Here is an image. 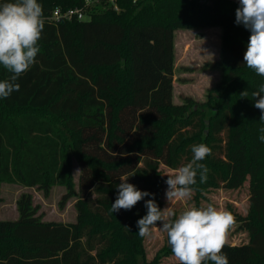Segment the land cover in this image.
Returning <instances> with one entry per match:
<instances>
[{
  "label": "trees",
  "instance_id": "16d2710c",
  "mask_svg": "<svg viewBox=\"0 0 264 264\" xmlns=\"http://www.w3.org/2000/svg\"><path fill=\"white\" fill-rule=\"evenodd\" d=\"M88 2L85 19L51 20L58 7ZM38 3L45 18L40 52L17 79L19 91L0 98V206L4 182L45 195L61 185L67 188L62 204L77 195V216L74 222L45 221L33 196L23 193L16 220L0 215V264H179L164 260L173 256L167 242L149 259L146 236L138 234L137 221L152 196L131 210L113 213L111 205L117 185L127 180L154 194L162 209L167 177L161 165L176 170L200 143L212 153L200 162L208 168L207 182L200 183L198 172L192 186L196 207L214 189L237 190L248 182V212L231 209L248 241L226 242L223 252L229 264H264V121L252 96L264 77L244 64L251 33L235 22L239 2ZM212 27L221 29L220 58L180 70L208 68L220 76L203 100L186 95L177 103L176 34ZM11 75L0 66V80Z\"/></svg>",
  "mask_w": 264,
  "mask_h": 264
},
{
  "label": "clouds",
  "instance_id": "9594fccd",
  "mask_svg": "<svg viewBox=\"0 0 264 264\" xmlns=\"http://www.w3.org/2000/svg\"><path fill=\"white\" fill-rule=\"evenodd\" d=\"M236 24L250 31L244 64L257 75L264 77V0H239L236 9ZM45 26L43 7L38 0H9L0 4V66L12 75L0 80V98L7 99L14 91H19L17 79L36 62L40 52L38 42ZM243 95H247L244 91ZM254 107L261 110L260 120L264 121V84L252 93ZM264 132V129H261ZM264 142V135L259 137ZM192 159L167 175V201L190 199L197 183H206L208 168L200 163L212 153L204 143L191 147ZM118 195L111 205V211L131 210L145 197L146 215L137 221L138 234L149 236L159 222L167 234V243L179 264H229L223 252L228 232L235 224L231 212L221 210L212 204L206 207H192L177 215L172 207L161 209L154 194L141 191L135 185L122 180L118 185Z\"/></svg>",
  "mask_w": 264,
  "mask_h": 264
},
{
  "label": "rangeland",
  "instance_id": "374dc122",
  "mask_svg": "<svg viewBox=\"0 0 264 264\" xmlns=\"http://www.w3.org/2000/svg\"><path fill=\"white\" fill-rule=\"evenodd\" d=\"M89 3V4H88ZM85 5V18L91 8V2ZM220 34L219 28L204 30L202 32L186 30L179 31L176 34V79L174 100L180 103L184 96L191 95L196 99L203 100L208 87H211L218 80L220 74L213 69H196L192 72H183L180 68L184 65L200 67L205 63L215 60L220 56ZM184 79L187 82L183 81ZM185 82V83H184ZM77 157L73 158V173L76 183H78L80 165ZM164 175H171L175 169L161 165ZM249 183L237 190L224 188L214 189L207 194V198L202 200L200 207H206L209 204L231 212L237 211L246 214L249 207ZM164 190L163 208L172 207L179 215L184 210L196 207L193 200V192L190 199L167 201L166 190ZM67 188L61 185H55L48 195L36 187H25L18 183L4 182L1 190V208L0 215L2 219L16 220L19 217L18 199L23 193H29L33 196L34 203L38 205V214L45 221L74 222L77 216L76 200L77 195L69 198L64 204L61 203L62 196ZM162 208V209H163ZM239 223H235L228 232L226 242L232 244H242L248 241L246 231L239 230ZM157 226L160 224L158 222ZM154 228L149 236H146L145 246L148 258L152 259L157 251L167 242V234L160 228ZM165 261L176 260L173 256L164 258Z\"/></svg>",
  "mask_w": 264,
  "mask_h": 264
},
{
  "label": "built area",
  "instance_id": "2783aa9c",
  "mask_svg": "<svg viewBox=\"0 0 264 264\" xmlns=\"http://www.w3.org/2000/svg\"><path fill=\"white\" fill-rule=\"evenodd\" d=\"M84 7H72L68 9L56 8L51 16V20L60 21L61 19H85Z\"/></svg>",
  "mask_w": 264,
  "mask_h": 264
},
{
  "label": "crops",
  "instance_id": "0c3cea01",
  "mask_svg": "<svg viewBox=\"0 0 264 264\" xmlns=\"http://www.w3.org/2000/svg\"><path fill=\"white\" fill-rule=\"evenodd\" d=\"M234 1H237V2H239V0H234ZM213 28H218V27H212V28H209V29H213ZM220 29V28H219ZM205 30H208V29H205ZM180 32L181 31H186V30H179ZM178 31V32H179ZM192 31H194V30H192ZM220 31H221V29H220ZM220 36H221V34H220ZM220 42H221V39H220ZM220 46H221V43H220ZM218 58H220V56L218 57ZM217 58V59H218ZM184 66H189V65H184ZM177 78V77H176ZM176 78H175V81H176ZM175 81H174V85H175ZM187 82V81H186ZM185 83V82H184Z\"/></svg>",
  "mask_w": 264,
  "mask_h": 264
}]
</instances>
